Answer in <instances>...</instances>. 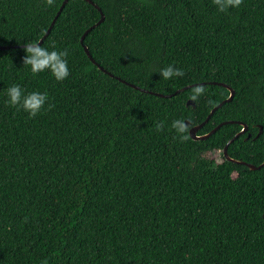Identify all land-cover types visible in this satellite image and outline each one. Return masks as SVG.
Listing matches in <instances>:
<instances>
[{
	"label": "trees",
	"instance_id": "trees-1",
	"mask_svg": "<svg viewBox=\"0 0 264 264\" xmlns=\"http://www.w3.org/2000/svg\"><path fill=\"white\" fill-rule=\"evenodd\" d=\"M63 1L0 0V264H264V166L223 155L242 125L204 140L171 128L203 122L230 95L210 82L228 84L232 100L197 134L243 122L228 155L264 161V0L224 13L212 0H91L100 23L86 0L56 17ZM54 18L40 46L68 50L59 82L13 47L39 42ZM169 64L184 75L164 80ZM13 83L47 92L51 108L9 107Z\"/></svg>",
	"mask_w": 264,
	"mask_h": 264
},
{
	"label": "clouds",
	"instance_id": "clouds-1",
	"mask_svg": "<svg viewBox=\"0 0 264 264\" xmlns=\"http://www.w3.org/2000/svg\"><path fill=\"white\" fill-rule=\"evenodd\" d=\"M44 2L51 6L54 0H44ZM218 12L224 13L231 8H239L243 0H212ZM23 64L30 67L33 75L38 73L48 72L56 81H64L70 75L67 49H57L55 45L49 47H42L39 43H28L24 46ZM159 76L164 80H170L174 77H182L184 70L175 67L172 64L156 70ZM203 92L202 88L197 87L192 99H196L200 93ZM6 96L5 103L9 107L16 108L17 110L27 113L29 118H34L41 114L47 108H51L49 103V96L47 92L38 90L27 91L19 83H13L5 90ZM171 128L175 131L177 136L181 139H187L184 135L186 132L185 123L176 119L171 122ZM163 130V124L158 123L156 131Z\"/></svg>",
	"mask_w": 264,
	"mask_h": 264
},
{
	"label": "water",
	"instance_id": "water-1",
	"mask_svg": "<svg viewBox=\"0 0 264 264\" xmlns=\"http://www.w3.org/2000/svg\"><path fill=\"white\" fill-rule=\"evenodd\" d=\"M67 1H68V0H64V1H63L62 5H61V7H60V10L58 11L56 17H57L58 14L60 13V11L63 9V7L65 6V4H66ZM86 1L90 2L91 4H93V5H94V6H95V7L101 12V9H100V7H99L97 4H95V3L92 2L91 0H86ZM55 19H56V18H54V20L52 21L51 26L49 27V29L47 30V32H46V34L43 36V38H41V39L39 40V42H37V43H39V45L43 42V39H44V38L48 35V33L50 32V29H51V27L53 26V24H54V22H55ZM103 19H104V14L101 12V19L98 21V23H100L101 21H103ZM98 23H97V24H98ZM97 24H95V25H97ZM95 25H94V26H95ZM94 26L88 28V29L84 32V34H83L82 37H81V43H83L86 34H87V33H88V32H89ZM24 46H25V45H14L13 47H24ZM83 46H84V50H85L86 54H87L88 57L92 60V62H94L95 64H97L98 67H99L101 70L107 72L106 69H104L101 65H99V64L94 60V58H93L92 55L90 54V51L88 50V47H87L85 44H83ZM9 47H10V46H0V48H9ZM108 73H109L111 76H114L112 73H110V72H108ZM117 78H119V77H117ZM119 79L122 80L123 82H126L125 80H123V79H121V78H119ZM126 83H128V82H126ZM204 83H205V82H201V83H199V84H204ZM210 83H211V84H219V85H222V86L226 87L227 89L230 90V95L228 96V98L224 99L222 102H220L219 104H217L216 106H214V107L211 109L210 114H208L207 118H206L203 122H201L200 124L191 125V122H190L188 119H186V120L184 121L185 125L189 127V135H190V137H191L193 140H204V139L208 138L211 134H213L218 128H220V126H222V125H224V124H227V123L237 122L238 124L242 125V129H241L239 132H237V133H236V134H235V135H234V136H233V137H232V138H231V139L225 144V146H224V148H223V155H224V157H225L227 160H230V161H233V162H237V163H240V164H244V165L248 166L250 169H259L261 166H264V161H263L260 165H253V164H251V163H248V162H245V161H242V160H236V159H233V158H231V157L228 155V151H227V149H228V145H229L232 141H234V139L237 138L240 134L244 133V132L247 130V128H248V126H247L245 123H243V122H239V121H223V122L219 123L218 125H216V126H215L212 130H210L208 133H206V134H202V135H198V134H197L198 130H199V129H200V128H201V127H202V126L208 121V119L210 118L211 114H212L217 108H219L223 103L232 100V98H233V96H234V93H235L234 89L231 88L228 84L221 83V82H215V81H212V82H210ZM128 84H130V83H128ZM130 85L134 86L135 88H139V87L136 86V85H133V84H130ZM194 85H196V84L187 85V86L182 87V88H180V89H177L175 92H173V93H169V94H162V93H159V92H152V91H149V90H146V89H142V90L147 91V92H151V93H153V94H155V95L164 96V97H169V96H173L175 93H178V92H180V91H183V90H185V89H187V88H189V87H191V86H194ZM186 104H187V105H192V106H194V102H193L191 99H189V100L187 101ZM261 130H262V128H260V131L258 132V134H257L256 136L259 135V133L261 132ZM248 136H249V134H248Z\"/></svg>",
	"mask_w": 264,
	"mask_h": 264
},
{
	"label": "rangeland",
	"instance_id": "rangeland-1",
	"mask_svg": "<svg viewBox=\"0 0 264 264\" xmlns=\"http://www.w3.org/2000/svg\"><path fill=\"white\" fill-rule=\"evenodd\" d=\"M211 156L213 158H215L217 162L221 161V152L220 151H213Z\"/></svg>",
	"mask_w": 264,
	"mask_h": 264
}]
</instances>
